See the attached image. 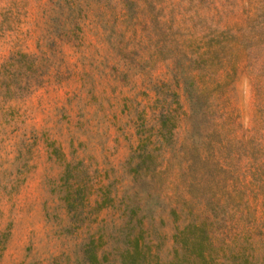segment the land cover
<instances>
[{"label": "rangeland", "instance_id": "1", "mask_svg": "<svg viewBox=\"0 0 264 264\" xmlns=\"http://www.w3.org/2000/svg\"><path fill=\"white\" fill-rule=\"evenodd\" d=\"M0 264H264V0H0Z\"/></svg>", "mask_w": 264, "mask_h": 264}]
</instances>
